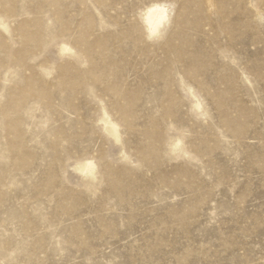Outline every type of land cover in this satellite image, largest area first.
<instances>
[{
	"label": "rangeland",
	"instance_id": "374dc122",
	"mask_svg": "<svg viewBox=\"0 0 264 264\" xmlns=\"http://www.w3.org/2000/svg\"><path fill=\"white\" fill-rule=\"evenodd\" d=\"M0 264H264V0H0Z\"/></svg>",
	"mask_w": 264,
	"mask_h": 264
},
{
	"label": "bare ground",
	"instance_id": "6f19581e",
	"mask_svg": "<svg viewBox=\"0 0 264 264\" xmlns=\"http://www.w3.org/2000/svg\"><path fill=\"white\" fill-rule=\"evenodd\" d=\"M210 0H208L209 2ZM251 3H253L251 1ZM257 2L255 1V4ZM254 4V3H253ZM256 11H258L256 9ZM167 13H166V8L160 4H152L149 6L148 11L146 13V21L149 27V30L151 32H156L159 28V26L163 23V20L166 18ZM93 167V162L87 161L83 164H81L78 168L85 170V169H90Z\"/></svg>",
	"mask_w": 264,
	"mask_h": 264
}]
</instances>
